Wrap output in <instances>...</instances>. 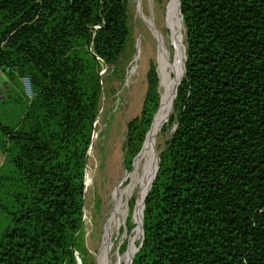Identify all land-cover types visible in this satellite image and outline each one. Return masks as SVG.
<instances>
[{"label": "trees", "instance_id": "obj_1", "mask_svg": "<svg viewBox=\"0 0 264 264\" xmlns=\"http://www.w3.org/2000/svg\"><path fill=\"white\" fill-rule=\"evenodd\" d=\"M180 4L186 72L176 130L131 264H264V0ZM129 17V0H0L2 82L9 90L26 79L33 94L22 84L18 122L0 119V264H79L102 71L125 51ZM148 81L141 118L129 125L128 170L160 112L153 68Z\"/></svg>", "mask_w": 264, "mask_h": 264}, {"label": "rangeland", "instance_id": "obj_2", "mask_svg": "<svg viewBox=\"0 0 264 264\" xmlns=\"http://www.w3.org/2000/svg\"><path fill=\"white\" fill-rule=\"evenodd\" d=\"M176 2L177 0H129L130 35L125 51L114 64L103 67L101 111L95 123V133L88 152L83 210V253L77 254L81 264H100L99 256L113 221V245L103 264H130L133 254L142 242L145 197L159 170V156L176 130L175 123L171 122L173 106L152 144L148 148L146 146L138 173L134 163L141 153L134 159L131 170H128L125 163V145L129 125L141 118L149 91L148 75L151 69L156 71L159 79L160 110L172 89L170 80L175 76L171 72L172 67H180L182 63L185 66L186 28L184 26L183 50L180 52L176 30ZM150 22L158 31L162 44L152 33ZM3 77L6 76L3 74ZM21 82L29 97H33L29 81L25 79ZM22 84L15 81L8 90L2 82L0 98L6 96L9 99L11 96L14 99H22L19 104L9 101L0 104V119L10 126L18 122L26 105ZM157 118H154V122ZM1 145L3 139L0 136V147ZM4 163L5 155L0 149V165ZM136 174L138 176L134 181ZM119 190H124V194L120 211L117 212L116 196ZM132 203L134 211L131 221L135 227L130 229L131 223L129 224L128 219ZM6 226L7 221L0 213V234Z\"/></svg>", "mask_w": 264, "mask_h": 264}, {"label": "bare ground", "instance_id": "obj_3", "mask_svg": "<svg viewBox=\"0 0 264 264\" xmlns=\"http://www.w3.org/2000/svg\"><path fill=\"white\" fill-rule=\"evenodd\" d=\"M180 0H177L176 2V8H175V16H176V30H177V38H178V43H179V50H181L180 52H182L183 47V29H184V22L181 18V11H180ZM144 17V15H143ZM145 21V20H144ZM149 21V20H148ZM147 24V23H146ZM151 24V30L152 33L155 34L157 36V38L160 39L161 44L163 43L161 40V37L158 34V31L156 30L154 24L152 22H150ZM172 74L174 73V78L170 80V87H172V89L169 92V95L167 97V99H164V102L162 104V107L160 109L158 118L155 122V125L152 129V131L149 134L148 137V141L146 142L144 149L142 151V153L140 154V156L137 158L136 160V165H137V173L140 169V161H141V157L143 152L145 151V148L147 146V148L152 144V140L155 137V135L157 134V132L161 129L162 124L164 122V120L167 118V115L169 112H171L172 110V106L175 100V96H176V88L179 85L180 81L182 80L183 76H184V64L182 63V66H173L172 70H171ZM136 168V167H135ZM137 174L134 176V181H136L137 179ZM135 183V182H134ZM123 194H124V190H119L116 196V210L117 212L120 211V204H121V200L123 198ZM128 208V207H127ZM139 211V209L137 210V212ZM124 214V212H122ZM113 223L114 221L110 224L108 232H107V240H106V244L105 246L102 248L101 251V255L99 256V263L103 264L106 254L109 252L110 248L113 245V235H114V227H113ZM131 257V256H130ZM131 261V260H130Z\"/></svg>", "mask_w": 264, "mask_h": 264}, {"label": "water", "instance_id": "obj_4", "mask_svg": "<svg viewBox=\"0 0 264 264\" xmlns=\"http://www.w3.org/2000/svg\"><path fill=\"white\" fill-rule=\"evenodd\" d=\"M182 16V15H181ZM182 19H183V17H182ZM185 72H186V70H185V66H184V75H185ZM184 77V76H183ZM183 79V78H182ZM182 81V80H181ZM181 81H180V83H181ZM180 83H179V85H180ZM179 85L177 86V88H176V95H177V90H178V87H179ZM1 87H2V73H1V71H0V91H1ZM154 124V123H153ZM153 126V125H152ZM148 194H149V191H148V193H147V195H146V197L145 198H147V196H148ZM145 203V202H144ZM132 259H133V257H132ZM79 261V260H78ZM131 262H132V260L130 261V264H131ZM79 263L81 264V261H79Z\"/></svg>", "mask_w": 264, "mask_h": 264}, {"label": "crops", "instance_id": "obj_5", "mask_svg": "<svg viewBox=\"0 0 264 264\" xmlns=\"http://www.w3.org/2000/svg\"><path fill=\"white\" fill-rule=\"evenodd\" d=\"M2 80H3V78H2ZM2 165H3V164H1L0 167H1Z\"/></svg>", "mask_w": 264, "mask_h": 264}]
</instances>
